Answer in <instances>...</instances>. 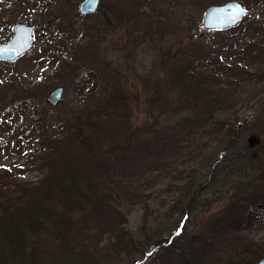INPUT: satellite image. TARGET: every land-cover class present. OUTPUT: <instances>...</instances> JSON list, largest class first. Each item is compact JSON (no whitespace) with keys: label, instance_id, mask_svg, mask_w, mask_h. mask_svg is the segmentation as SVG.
<instances>
[{"label":"rangeland","instance_id":"rangeland-1","mask_svg":"<svg viewBox=\"0 0 264 264\" xmlns=\"http://www.w3.org/2000/svg\"><path fill=\"white\" fill-rule=\"evenodd\" d=\"M81 1L0 0V44L12 37L16 22L37 25L28 53L13 62L0 60V83L14 80V86L0 90V171L9 169L28 181L42 178L44 172L32 161L45 126L40 123H54L47 132L61 133L63 121L84 117L88 106L93 110L121 90L128 103L131 137L117 175L133 182L142 194L141 202L123 207L140 249L124 251L104 264H160L161 236L173 234V243L180 236H194L231 199L242 179L233 164L249 166L248 159L254 164L246 150L252 140L247 141L252 123L264 115V84L243 82L235 108L215 115L227 120L226 127L241 124L237 147L225 150V129L219 132L214 119L197 122L202 104L179 89L175 76L191 61L210 74L217 64L227 62L226 50L249 48L253 42L264 46V38L256 34L264 29V1L247 7L241 23L254 30L244 32L246 37L239 33L241 26L224 31L203 28L206 8L228 0L205 5L198 0H101V8L86 15L79 12ZM246 63L251 71L259 65L248 59ZM59 86L63 97L53 106L47 97ZM21 99L27 102L20 105ZM175 144L180 151L169 152ZM189 181L207 182L196 195L195 208L183 204V187ZM146 202L150 218L145 231ZM249 235L263 241L264 225L258 223ZM163 253L165 260L177 257ZM203 255L206 264H257L264 251L250 259L215 246Z\"/></svg>","mask_w":264,"mask_h":264},{"label":"trees","instance_id":"trees-1","mask_svg":"<svg viewBox=\"0 0 264 264\" xmlns=\"http://www.w3.org/2000/svg\"><path fill=\"white\" fill-rule=\"evenodd\" d=\"M198 1L203 5L220 0ZM242 1L249 8L264 0ZM239 28L243 37L247 36L244 32L254 30L242 23ZM256 34L264 38V29ZM258 44L226 50L227 62L217 64L210 74L202 72V64L191 61L175 76L179 89L202 104L203 114L195 117L197 122L214 119L219 132L225 129V150L237 147L239 124L226 127L227 120L215 115L235 108V95L244 88L243 82L264 84V46ZM247 59L259 64L255 71L248 68ZM5 86H14L13 78L0 83V90ZM25 102L19 100L20 105ZM91 109L88 106L82 118L59 124L64 128L61 133H48L55 128L54 123H40L46 127L40 131V148L32 161L44 172L42 178L28 181L17 178L16 172L9 169L0 171V264H104L124 251L139 248L123 207L124 203L141 202L142 194L133 182L117 175L131 137L128 103L120 90ZM241 120L249 124L246 118ZM256 120L246 149L254 164L249 159V166L233 164L232 170L239 171L242 179L231 199L194 236H180L174 243L173 234L161 236L158 242L164 246L163 254L177 253V257L165 260L162 251L160 264H206L203 254L215 246L245 253L250 259L262 255L264 240L254 241L249 235L258 223L264 225V140L255 141L264 136V115ZM170 148L169 152L180 151L179 144ZM256 151L258 155L254 156ZM206 186L207 182H187L183 187L187 202L183 204L195 208L196 195ZM145 207L142 228L146 231L150 218L147 202Z\"/></svg>","mask_w":264,"mask_h":264},{"label":"water","instance_id":"water-1","mask_svg":"<svg viewBox=\"0 0 264 264\" xmlns=\"http://www.w3.org/2000/svg\"><path fill=\"white\" fill-rule=\"evenodd\" d=\"M101 0H82L79 12L83 15L98 10ZM247 14V7L241 0H228L224 3L209 5L203 15V28L205 30H225L239 25ZM36 24H27L21 21L13 25V35L0 44V60L13 62L28 53L34 46V32ZM204 33L201 34L203 36ZM64 88L59 86L52 90L47 101L53 106L57 105L63 97ZM241 125V124H239ZM238 125V126H239ZM257 264H264L262 257Z\"/></svg>","mask_w":264,"mask_h":264}]
</instances>
